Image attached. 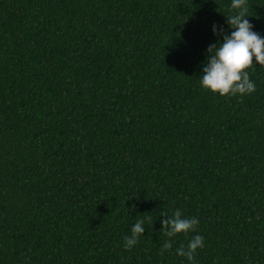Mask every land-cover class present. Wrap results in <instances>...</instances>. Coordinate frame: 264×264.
Segmentation results:
<instances>
[{
  "label": "trees",
  "instance_id": "obj_1",
  "mask_svg": "<svg viewBox=\"0 0 264 264\" xmlns=\"http://www.w3.org/2000/svg\"><path fill=\"white\" fill-rule=\"evenodd\" d=\"M229 3L0 0V264H188L196 234L194 264H264V67L248 95L198 82ZM176 208L199 223L168 238Z\"/></svg>",
  "mask_w": 264,
  "mask_h": 264
},
{
  "label": "clouds",
  "instance_id": "obj_2",
  "mask_svg": "<svg viewBox=\"0 0 264 264\" xmlns=\"http://www.w3.org/2000/svg\"><path fill=\"white\" fill-rule=\"evenodd\" d=\"M228 15H224L227 24L225 30L215 23L210 26L214 36H219L214 44L205 50V60L201 62L198 76L199 87L214 95L243 96L251 94L255 84L249 78L247 69L253 63L264 67V36L253 30L247 17V0H230ZM160 231L168 238L177 234L186 235L199 223L196 217L182 216L181 210H172L171 215L162 214ZM145 219H136L130 226L128 235L123 237V248L130 249L137 238L145 231ZM172 239H166L160 245L163 254L172 246ZM203 237L196 234L187 243L175 249V254L184 257L188 264H194V254L202 246Z\"/></svg>",
  "mask_w": 264,
  "mask_h": 264
}]
</instances>
